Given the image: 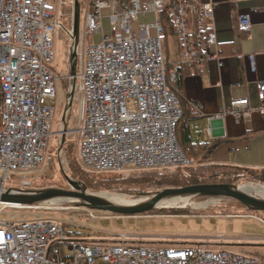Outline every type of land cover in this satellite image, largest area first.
Wrapping results in <instances>:
<instances>
[{
    "label": "built area",
    "instance_id": "built-area-1",
    "mask_svg": "<svg viewBox=\"0 0 264 264\" xmlns=\"http://www.w3.org/2000/svg\"><path fill=\"white\" fill-rule=\"evenodd\" d=\"M103 9L110 10L109 33L97 43L88 42V38L101 31ZM212 9L211 4L199 5L193 0H88L83 32L74 46L78 68H74V76L68 77L76 83L80 95V116L73 132L78 135V163L86 173L149 172L192 166L177 138L183 110L168 87V83L175 81L176 73L167 68L164 44L168 34H173L181 62L200 66L204 59L187 16L197 18L200 26L212 17ZM150 13L154 15L153 22L139 24V19ZM164 16L170 23V31L163 26ZM240 24L247 27V19L241 18ZM61 29L60 8L48 0H0L2 191L7 182L18 184L15 192L23 191L28 185L27 176L52 160L50 138L72 133L62 129L67 118L60 123L59 133H52L58 79L53 69L54 38ZM214 44L212 33L202 41L205 48ZM75 55L72 63L77 61ZM249 63L253 72L252 56ZM257 98L263 113L264 85L259 86ZM247 107L246 98L232 100L215 118L229 114L240 119ZM68 111L69 108L65 110L66 117ZM57 151H61L58 144ZM0 264H264V261L224 248L213 250L208 245L188 248L133 245L126 242L125 236L105 245L70 241L63 223L35 216L32 220H0Z\"/></svg>",
    "mask_w": 264,
    "mask_h": 264
},
{
    "label": "rangeland",
    "instance_id": "rangeland-1",
    "mask_svg": "<svg viewBox=\"0 0 264 264\" xmlns=\"http://www.w3.org/2000/svg\"><path fill=\"white\" fill-rule=\"evenodd\" d=\"M48 2L57 9L60 8L62 22V29L55 34L54 38L55 60L53 69L58 79L52 133H59L60 123L64 118H67V124L62 129L72 133H67L61 138L56 136L50 138L49 153L52 160L47 166H42L39 170L27 176L28 185L23 191L30 193H39L45 190L74 191L66 181V178L72 181H75V179L71 175L64 151L61 149L63 139L73 144V155L78 161V135L73 131L80 116V95L76 89V83L73 79H68L72 67L77 66L78 68V53L74 48V3L67 0H48ZM87 3L88 0H77L79 36H81L84 28V14ZM64 5L71 7L70 12L62 10ZM87 41L89 42L90 38ZM169 45L168 61L173 62L175 52L171 41ZM74 53L77 55L74 56L77 61L75 60L72 63ZM71 88L73 97L70 101ZM70 102L71 106L69 107ZM67 108H69V111L66 117L65 110ZM57 144L61 150L59 153L56 151ZM196 165V163L192 164V166ZM183 169L170 168L163 171L149 172L171 174ZM81 170L86 173L82 168ZM141 173L146 172L127 170L125 173L114 174H118L121 178H127L135 174L141 175ZM100 176H110V174ZM17 185L16 182H7L4 191L8 189L17 191L18 188H15ZM246 185L264 188V185L253 183H242L237 187L242 188ZM84 188L90 195H120L125 201L129 202L128 205L130 206L147 202L157 193L163 191L162 189L148 188L145 191L149 194L138 196L95 188ZM248 193L253 198L264 199L256 191ZM171 200L179 202L171 206L167 205L166 203ZM160 203L162 205L153 210L151 214L125 216L87 210L81 206L82 202L78 200L54 199L32 207L1 206L0 220H10V218L32 220L35 216H39L41 219L58 221L66 227L70 241L105 245L118 241L120 236H125L126 242L133 245L181 246L183 248L208 245L213 250L224 248L233 252L257 256L264 261V213L248 212L238 202L226 198L186 196L165 199ZM173 213L178 215H169ZM65 254H69L67 250H65Z\"/></svg>",
    "mask_w": 264,
    "mask_h": 264
},
{
    "label": "crops",
    "instance_id": "crops-1",
    "mask_svg": "<svg viewBox=\"0 0 264 264\" xmlns=\"http://www.w3.org/2000/svg\"><path fill=\"white\" fill-rule=\"evenodd\" d=\"M193 1L213 6L212 17L200 26L197 23L195 27L191 15L187 20L191 31L198 29L205 32L204 36L212 33L215 44L198 47L204 59L200 66L184 68L179 145L192 164L264 169V112H260L257 98L259 86L264 85V0ZM102 14L101 31L89 42L97 43L109 33L110 10L103 9ZM241 18L247 19V27L241 26ZM153 20L150 13L138 22L150 24ZM170 41L175 52L173 62L168 61ZM214 55L217 58H212ZM164 56L166 64L172 65L170 69L181 62L173 34L166 38ZM250 56L254 58L253 72ZM244 98L248 107L240 119L229 114L215 118L232 100Z\"/></svg>",
    "mask_w": 264,
    "mask_h": 264
},
{
    "label": "trees",
    "instance_id": "trees-1",
    "mask_svg": "<svg viewBox=\"0 0 264 264\" xmlns=\"http://www.w3.org/2000/svg\"><path fill=\"white\" fill-rule=\"evenodd\" d=\"M70 3H74L75 0H67ZM169 2L175 0H166ZM169 7V4L167 5ZM71 7L64 5L63 11L70 12ZM163 26L166 31H170L171 26L167 18H162ZM193 23L196 27L198 23L197 18H193ZM205 32L197 29L193 36L196 38V45L202 47V41L204 39ZM167 68L172 67L170 64H166ZM189 65L184 62H179L175 65L174 70L176 73V79L172 83H168V87L175 94L182 107L181 90H182V78L184 68H188ZM192 69H196L191 66ZM71 73V72H70ZM1 129V123H0ZM61 149L64 151V155L67 159L68 167L72 177L75 179V183L81 187L95 188L98 190L114 191L127 195H147L148 188L155 189H167V188H184L197 185H230L237 187L242 183H253L264 185V169H243L232 166L224 165H207L197 164L184 168L182 171L177 170L171 174H159L155 172L141 173V175H133L127 178H121L118 174H110V176H100L108 174H91L84 173L73 155V144L62 140ZM57 151V150H56ZM184 152V151H183ZM185 154V152H184ZM186 155V154H185ZM189 159V157L186 155ZM133 190V191H131ZM240 206V205H239ZM152 212L148 213L151 214ZM169 215H178L176 213ZM69 236V235H68ZM89 243V242H86Z\"/></svg>",
    "mask_w": 264,
    "mask_h": 264
},
{
    "label": "water",
    "instance_id": "water-1",
    "mask_svg": "<svg viewBox=\"0 0 264 264\" xmlns=\"http://www.w3.org/2000/svg\"><path fill=\"white\" fill-rule=\"evenodd\" d=\"M78 4L74 1V39L75 45L78 42ZM75 69H71V75L74 76ZM73 97V90L69 94L70 100ZM71 102L69 103V107ZM72 192L62 190H45L39 193H30L26 191L15 192L13 190L2 191L0 189V205L16 207H32L36 204L47 202L54 199L78 200L81 206L90 211L107 212L116 215L133 216L148 214L158 207V204L165 199L200 196L205 198H226L238 202L241 206L251 213H264V199L253 198L249 193L242 190L241 187L230 185H197L184 188H167L157 193L149 201L139 205H115L99 195H90L84 187L66 178Z\"/></svg>",
    "mask_w": 264,
    "mask_h": 264
},
{
    "label": "bare ground",
    "instance_id": "bare-ground-1",
    "mask_svg": "<svg viewBox=\"0 0 264 264\" xmlns=\"http://www.w3.org/2000/svg\"><path fill=\"white\" fill-rule=\"evenodd\" d=\"M242 190L245 191V192H247V193L250 192V191H256L258 195L264 197V188L263 187H254V186H247L246 185L245 187H242ZM99 196H101L102 198L106 199L107 201H109V202H111L112 204H115V205H128V203H129V202L125 201L122 198V196L117 195V194H115V195L100 194ZM178 202L179 201H177V200H171V201H168L166 204L169 205V206H171V205H174V204H176ZM161 205L162 204L159 203L158 204V207H160ZM12 207H16V206H12Z\"/></svg>",
    "mask_w": 264,
    "mask_h": 264
}]
</instances>
